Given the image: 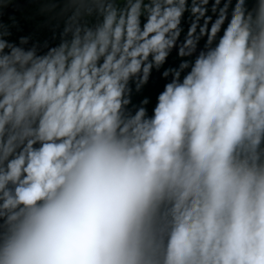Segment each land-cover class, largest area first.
Listing matches in <instances>:
<instances>
[{
    "label": "clouds",
    "instance_id": "obj_1",
    "mask_svg": "<svg viewBox=\"0 0 264 264\" xmlns=\"http://www.w3.org/2000/svg\"><path fill=\"white\" fill-rule=\"evenodd\" d=\"M0 264H264V0H0Z\"/></svg>",
    "mask_w": 264,
    "mask_h": 264
}]
</instances>
